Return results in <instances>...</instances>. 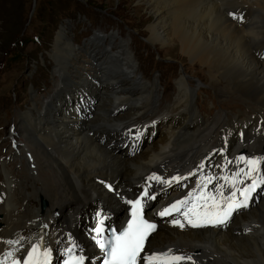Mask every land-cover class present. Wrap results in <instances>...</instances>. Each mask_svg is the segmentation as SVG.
<instances>
[{
    "label": "bare ground",
    "instance_id": "1",
    "mask_svg": "<svg viewBox=\"0 0 264 264\" xmlns=\"http://www.w3.org/2000/svg\"><path fill=\"white\" fill-rule=\"evenodd\" d=\"M261 1L264 0H228L223 6L216 0H140V4L148 8L153 18L149 27L152 45L177 46L184 57L209 71L221 92H250L264 101V65L250 52L246 39L263 36L264 18L254 16L246 24L250 27L247 30L238 26L239 14H243L241 21L248 20L247 13L258 9ZM260 8L264 11V3ZM104 36L96 33V43L90 46L94 57L101 46L99 60L93 59L95 74L91 79L96 78L95 83L90 84L82 73V77L77 75L81 85L74 80L69 85L82 89L77 94L82 103L72 98L66 108L59 109L58 100L67 92L59 89L44 107L34 102V109L16 111L19 134L24 138L17 151L23 150L30 169L18 173L21 177L8 176L9 172L4 171L6 177L0 184V256L6 262L24 260L37 244L38 236H42L46 248L58 244L60 250L78 244L92 249L89 240L94 241L93 226L106 214L108 223L119 221L127 211V199L142 189L147 175L161 177L155 188L161 189L159 199H185L205 176L220 177L239 168L247 170L244 162H238L239 157L264 159V137L257 119L243 122L237 116H227L252 114L253 105L246 99L251 112H228L240 102L220 103L223 99L215 94L221 100L217 104L209 94L211 90H194L182 77L174 102L165 107L170 100L168 93L172 92L168 90L170 84L162 92L161 79L159 83L158 79L147 80L141 74L127 41L110 36V45L119 42L118 49L111 51L104 44ZM65 38L58 36L55 46L60 75L68 71L70 57L79 52L71 39L61 47ZM263 56L264 52V60ZM109 59L116 76L111 77L112 72L107 71ZM203 91L214 105L208 114L201 112L196 102ZM218 105L227 110L221 108L213 113ZM160 107L165 108L161 111ZM176 108L180 110L175 112ZM148 112H153L155 118L145 119L151 116H144ZM175 176L186 179L171 185L164 183ZM216 183L213 181L209 190ZM229 191L226 189L225 195ZM263 196L264 185L258 199L225 229L204 223L194 227L184 217L185 229L162 224L150 236L149 247H173L175 255L192 258L172 264H264Z\"/></svg>",
    "mask_w": 264,
    "mask_h": 264
},
{
    "label": "rangeland",
    "instance_id": "2",
    "mask_svg": "<svg viewBox=\"0 0 264 264\" xmlns=\"http://www.w3.org/2000/svg\"><path fill=\"white\" fill-rule=\"evenodd\" d=\"M216 1L220 6H223L228 0ZM263 3L264 1H261L259 7ZM259 7L254 10L255 12L253 11L254 14L253 12L247 13L248 20L238 21L239 28L244 30L250 28L246 24L254 16H258L259 20L264 18V11ZM152 20L150 11L145 5L140 4V0H0V177L2 179L5 177L4 171L9 172L8 176L19 177L18 173H26V169L29 168L23 150L17 151V153L11 143V130V134L14 132L12 135L15 138L22 137L19 134L20 118L17 117L16 111L32 110L35 107L33 106L34 102L36 106L42 108L48 104L50 98H55L51 95L56 94L59 89H67L66 94L59 95L60 99L58 100L59 109H64L71 103L70 99H78L77 94L82 90L79 86L76 87L77 85L69 86L73 84L72 80L81 85V80L77 75L81 76L82 73H85L86 75L83 74V76L87 81H90V84L95 83L94 79L96 78L91 79L95 74V69L92 67L95 64L94 60L97 61L100 58L97 56L101 54V46L96 57L93 56L90 46H92V42L96 43L93 41L96 39V33L105 35L104 44L109 46L111 51L118 49L119 42L115 41L110 45V36L116 37L117 35L118 38H123L129 43L128 48L132 52L134 60L137 59L139 63V65L137 63V68L145 79H154V81L158 79L159 83L161 79L162 92H164L165 85L167 87L170 84L168 90L171 89L172 92L168 93L170 100L165 107L174 102L178 91V81L185 77L193 89L207 88L211 90L209 94L213 98H216L217 95L219 99H223L221 101L216 98L217 104L225 100H227L226 103H235V100L240 102L241 105L233 109L236 112L242 107L251 111L244 101L246 99L249 104L253 105L252 114L244 117L228 114L227 116L230 118L237 116L243 122L257 119L260 133L264 137L263 98L254 93L245 92L244 94L234 89L228 91L223 89L221 92L218 88L219 84L214 83L216 79L211 76L209 71L184 57L177 46L152 45L149 41V27ZM60 35L63 38L66 37L62 41L61 47L71 39V43L79 51L70 57L69 69L63 75L57 72L59 68H57L58 64L54 58L57 37ZM36 37H39V41L36 40ZM247 37L250 52L264 65V60L261 58V53L264 52V34L258 38L253 36L248 39ZM109 62L107 71L112 72L111 77L116 76L113 73L115 66L110 59ZM100 73L101 69L99 68ZM158 89L160 90V88ZM70 91L73 92L70 93ZM206 93L199 92L197 102L203 103L211 109L214 105L210 95ZM261 94L263 95V92ZM239 96H242L243 99ZM61 100L64 102H60ZM79 101L82 103L81 100ZM85 106L86 104H84ZM164 108L160 107V110L163 111ZM179 110L180 108H176L175 112ZM208 110H203V112H209ZM148 114L151 116L145 119L155 118L153 112H148L144 116ZM22 140L24 138L18 142ZM262 156L264 157V148ZM262 160L264 161V159ZM263 199L264 196L261 200ZM93 207L89 209L90 213H92ZM261 210L262 218V216L264 217V203Z\"/></svg>",
    "mask_w": 264,
    "mask_h": 264
},
{
    "label": "snow or ice",
    "instance_id": "3",
    "mask_svg": "<svg viewBox=\"0 0 264 264\" xmlns=\"http://www.w3.org/2000/svg\"><path fill=\"white\" fill-rule=\"evenodd\" d=\"M230 15L234 16V14ZM239 19L242 20L243 17H239ZM241 161L245 163L247 170L239 168L231 175L220 177L209 175L203 177L194 192L189 193V196L185 199L178 200L169 207L164 208L159 215L164 217L171 215L173 212L181 213L187 223L194 227L201 226L202 223L212 225L226 224L233 211L240 207H247L250 194L255 192L259 186L264 185V172L261 171L260 167L264 161L259 158L246 159L243 156L238 158V162ZM227 163L233 162L228 161ZM199 167L202 169L204 164ZM223 167L227 169V164ZM190 175L193 174L190 173ZM241 176L244 178L241 179ZM149 179L161 181V177L157 176ZM183 179H186V177L175 176L171 180L164 181V183L171 185L173 182L179 183ZM246 180H251V183L246 184ZM213 181L217 183L214 189L209 190L208 186L213 184ZM219 181H223V183H219ZM239 185H244V187H239ZM226 189L230 190L228 195H225ZM238 194L243 199H239ZM145 197L149 199L155 198L154 196H149L148 191L145 190L141 197L126 201V203L131 205V218L127 222V226L119 233L113 230L111 236L105 238L103 218L98 220L97 226L93 231L95 232L94 239H96L98 247L104 254L103 264H139L141 253L145 250L148 237L156 229L155 224L149 223L144 219L143 201ZM181 209H184L183 212H181ZM172 223L184 227V224L179 219H174ZM7 243L16 244L19 241H8ZM74 248L75 245L67 249L69 259L65 261V264H84V257L75 255ZM51 257V248L41 251V246L37 243L32 246L23 264H51ZM145 259L147 264H172L174 261H190L192 258L171 255L169 252L146 256ZM0 264H3V262L0 261ZM13 264H22V262L15 260Z\"/></svg>",
    "mask_w": 264,
    "mask_h": 264
}]
</instances>
